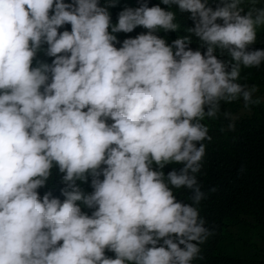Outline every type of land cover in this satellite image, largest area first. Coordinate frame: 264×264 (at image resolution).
<instances>
[{
	"label": "clouds",
	"instance_id": "clouds-1",
	"mask_svg": "<svg viewBox=\"0 0 264 264\" xmlns=\"http://www.w3.org/2000/svg\"><path fill=\"white\" fill-rule=\"evenodd\" d=\"M116 3L0 0V264H194L213 235L205 118L257 103L264 0Z\"/></svg>",
	"mask_w": 264,
	"mask_h": 264
},
{
	"label": "trees",
	"instance_id": "trees-1",
	"mask_svg": "<svg viewBox=\"0 0 264 264\" xmlns=\"http://www.w3.org/2000/svg\"><path fill=\"white\" fill-rule=\"evenodd\" d=\"M140 2L143 0H117L116 6L110 9L112 20H116L122 7L137 6ZM147 3L149 6L161 4V0H147ZM161 7L167 6L161 4ZM183 13L178 14L177 21ZM64 27L70 28V25ZM140 31L145 29L138 26L131 33L117 35L122 38ZM159 34L170 42L175 31ZM249 47L264 48V35ZM244 81L257 86L254 93L257 103L244 109L241 99L228 104L222 102L221 112L228 107L239 117L233 129H226L229 117L219 116L214 121L205 118L212 139L204 141L209 149L206 171L205 176L197 174V178L206 193L200 202V215L214 232L201 245L200 258L194 264H264V64L259 68L242 67L241 82ZM169 170V165H165L164 171ZM61 187L60 174L54 169L49 184L39 191L42 194L51 189L63 199ZM82 187L90 190L88 183ZM175 194L177 199L191 203L180 197H188L183 188Z\"/></svg>",
	"mask_w": 264,
	"mask_h": 264
},
{
	"label": "bare ground",
	"instance_id": "bare-ground-1",
	"mask_svg": "<svg viewBox=\"0 0 264 264\" xmlns=\"http://www.w3.org/2000/svg\"><path fill=\"white\" fill-rule=\"evenodd\" d=\"M192 23H193L192 21L189 22V24H192Z\"/></svg>",
	"mask_w": 264,
	"mask_h": 264
}]
</instances>
